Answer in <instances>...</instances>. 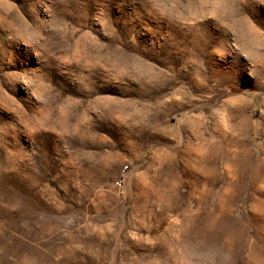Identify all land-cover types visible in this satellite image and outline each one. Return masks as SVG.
Here are the masks:
<instances>
[{
	"label": "rangeland",
	"instance_id": "rangeland-1",
	"mask_svg": "<svg viewBox=\"0 0 264 264\" xmlns=\"http://www.w3.org/2000/svg\"><path fill=\"white\" fill-rule=\"evenodd\" d=\"M0 264H264V0H0Z\"/></svg>",
	"mask_w": 264,
	"mask_h": 264
}]
</instances>
